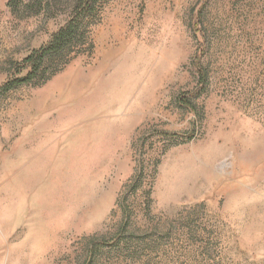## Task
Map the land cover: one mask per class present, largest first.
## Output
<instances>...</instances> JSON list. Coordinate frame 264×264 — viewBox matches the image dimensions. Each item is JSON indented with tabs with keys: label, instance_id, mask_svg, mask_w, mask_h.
I'll list each match as a JSON object with an SVG mask.
<instances>
[{
	"label": "rangeland",
	"instance_id": "obj_1",
	"mask_svg": "<svg viewBox=\"0 0 264 264\" xmlns=\"http://www.w3.org/2000/svg\"><path fill=\"white\" fill-rule=\"evenodd\" d=\"M10 2L0 264H264V0Z\"/></svg>",
	"mask_w": 264,
	"mask_h": 264
},
{
	"label": "trees",
	"instance_id": "obj_2",
	"mask_svg": "<svg viewBox=\"0 0 264 264\" xmlns=\"http://www.w3.org/2000/svg\"><path fill=\"white\" fill-rule=\"evenodd\" d=\"M13 1L14 0H11L9 5H12ZM96 1L98 0H84L85 6L83 7L87 6L88 8H90ZM80 18V15L74 18L53 36V39L47 46L41 48L39 51L35 52V54L29 56L26 59V63H28L32 69L27 78L19 80V83H28L32 82L36 78L43 77L46 73L43 68L46 60L64 59L65 51L68 50L71 46L75 45L74 42L81 36Z\"/></svg>",
	"mask_w": 264,
	"mask_h": 264
}]
</instances>
